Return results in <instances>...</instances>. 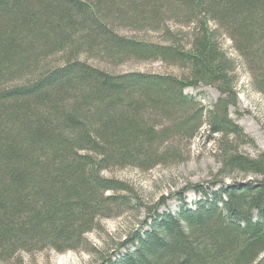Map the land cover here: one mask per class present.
I'll return each mask as SVG.
<instances>
[{
	"label": "trees",
	"instance_id": "16d2710c",
	"mask_svg": "<svg viewBox=\"0 0 264 264\" xmlns=\"http://www.w3.org/2000/svg\"><path fill=\"white\" fill-rule=\"evenodd\" d=\"M116 24L163 29L169 41L123 36ZM222 36L264 97V0H0V263L90 248L88 232L134 207L127 184L103 171L174 160L157 147H187L206 126L217 171L174 193L177 211L160 212L165 198L148 206V229L139 224L101 263L264 264V150L231 117L238 76ZM81 51L162 58L183 72L118 73ZM202 85L219 92L210 106L185 92ZM189 190L201 197L194 206Z\"/></svg>",
	"mask_w": 264,
	"mask_h": 264
},
{
	"label": "rangeland",
	"instance_id": "374dc122",
	"mask_svg": "<svg viewBox=\"0 0 264 264\" xmlns=\"http://www.w3.org/2000/svg\"><path fill=\"white\" fill-rule=\"evenodd\" d=\"M171 28L178 33L179 28L176 26ZM115 29L120 35L143 39L148 43L164 44L169 41L164 37L163 29L157 30L151 27L137 29L123 24H116ZM184 29L188 30V27ZM220 42L227 55L236 61L238 76L236 89L239 102L237 108H230L231 117L255 139L258 148L264 150V97L252 88L249 73L242 65L241 58L234 50L231 40L222 36ZM79 57L91 64L118 73L181 75L183 72L175 62H167L156 57H141L132 54L120 56L117 60H108L84 51L79 53ZM61 58L62 55L58 54L50 61L61 62ZM185 92L195 96L206 106H210L219 97V92L207 85L198 88L189 87ZM206 129L207 127L203 126L200 133L190 140L187 147L179 143H176L174 147H157L160 152L167 149L174 151L178 155L174 160L168 162L160 160L158 164L147 170L128 166L103 171L105 176L127 184L130 190L126 192V195L132 198L134 207L126 208L120 215L102 219L96 229L88 232L87 239L90 248L63 253L54 250L21 252L8 263L0 264H102L100 255L104 252H113L128 232L137 228L139 224L144 229H148L145 222H142L148 218V206L165 198V204L160 207V212L177 211L181 201L174 193L181 191L187 182L208 181L212 173L217 171L219 162L215 156V138L210 137ZM242 150L250 155L256 153L254 147L249 145L243 146ZM231 181L230 178L225 179V183ZM185 197L190 206H194V202L201 199L192 190H189Z\"/></svg>",
	"mask_w": 264,
	"mask_h": 264
}]
</instances>
